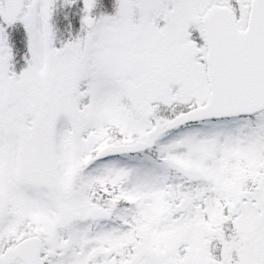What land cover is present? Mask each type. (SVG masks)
I'll list each match as a JSON object with an SVG mask.
<instances>
[{"label":"snow or ice","instance_id":"6c2138e0","mask_svg":"<svg viewBox=\"0 0 264 264\" xmlns=\"http://www.w3.org/2000/svg\"><path fill=\"white\" fill-rule=\"evenodd\" d=\"M0 264H264V0H0Z\"/></svg>","mask_w":264,"mask_h":264}]
</instances>
